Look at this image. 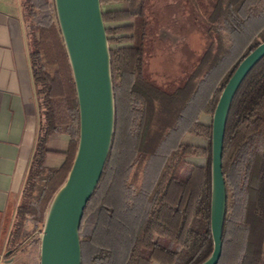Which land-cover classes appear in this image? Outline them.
<instances>
[{
    "label": "trees",
    "instance_id": "obj_1",
    "mask_svg": "<svg viewBox=\"0 0 264 264\" xmlns=\"http://www.w3.org/2000/svg\"><path fill=\"white\" fill-rule=\"evenodd\" d=\"M206 47L183 85L167 93L149 78L145 43L152 0H101L121 6L104 13L116 107L115 134L101 181L80 227L82 264H202L214 249L211 230L212 128L220 98L241 62L264 42V0H215L201 16ZM50 0H25L32 48L44 59L37 82L40 124L16 210V239L46 218L72 168L80 132L69 57ZM55 6V5H53ZM202 18L203 20H201ZM262 38L263 42H258ZM180 100L176 112L173 104ZM166 114V116H164ZM212 116L203 161L178 157L190 129ZM165 117V118H164ZM166 126L163 132L157 130ZM53 135L70 139L59 168L45 160ZM77 146V148H76ZM223 174L227 210L218 264H264V58L238 89L227 119Z\"/></svg>",
    "mask_w": 264,
    "mask_h": 264
},
{
    "label": "water",
    "instance_id": "obj_2",
    "mask_svg": "<svg viewBox=\"0 0 264 264\" xmlns=\"http://www.w3.org/2000/svg\"><path fill=\"white\" fill-rule=\"evenodd\" d=\"M101 0H55L56 13L76 87L80 132L65 184L46 216L40 264H82L80 227L108 161L116 125L110 46ZM264 58V42L238 66L220 98L212 128L213 252L202 264H218L223 253L227 190L223 174L226 123L233 99Z\"/></svg>",
    "mask_w": 264,
    "mask_h": 264
},
{
    "label": "rangeland",
    "instance_id": "obj_3",
    "mask_svg": "<svg viewBox=\"0 0 264 264\" xmlns=\"http://www.w3.org/2000/svg\"><path fill=\"white\" fill-rule=\"evenodd\" d=\"M198 2L202 16V14L207 15L211 12L215 0H198ZM49 3L51 9H56L53 6L55 0H50ZM123 7L127 8L128 6L126 4L121 6L113 2L101 5L103 14L113 13ZM192 10L191 3L187 0H152L148 9L150 27L145 43L146 73L151 80L170 94L183 85L187 76L198 65L206 47L202 25L192 18L190 14ZM53 17L54 21L58 23L57 13H54ZM26 32L29 44H31L32 36L29 23H26ZM258 42H263V39L258 38ZM30 51L36 81L42 85L45 72L44 59L40 54L33 52L32 48ZM179 105L180 100H177L173 104L171 112H176ZM211 122V115L203 114L201 116L200 122L190 129L185 138V141L195 146L182 145L177 152L178 157H192L196 159V162L206 158L207 151L203 147L210 136ZM165 128L166 126L160 125L157 130L161 133ZM20 201L21 197L4 239L6 247L3 257L4 260L9 261L5 264H40L41 240L46 218L29 225V230L34 231L28 239L24 241L16 239L18 228L16 210Z\"/></svg>",
    "mask_w": 264,
    "mask_h": 264
},
{
    "label": "crops",
    "instance_id": "obj_4",
    "mask_svg": "<svg viewBox=\"0 0 264 264\" xmlns=\"http://www.w3.org/2000/svg\"><path fill=\"white\" fill-rule=\"evenodd\" d=\"M23 0H0V264L5 237L18 206L36 148L40 108ZM45 166L59 168L70 139L53 135Z\"/></svg>",
    "mask_w": 264,
    "mask_h": 264
}]
</instances>
